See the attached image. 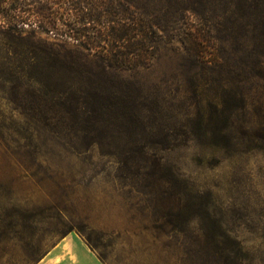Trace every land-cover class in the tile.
<instances>
[{"label": "rangeland", "instance_id": "obj_1", "mask_svg": "<svg viewBox=\"0 0 264 264\" xmlns=\"http://www.w3.org/2000/svg\"><path fill=\"white\" fill-rule=\"evenodd\" d=\"M213 9L134 72L175 129L137 161L33 124L0 35V264H35L71 232L106 264H264V38L234 5Z\"/></svg>", "mask_w": 264, "mask_h": 264}, {"label": "trees", "instance_id": "obj_2", "mask_svg": "<svg viewBox=\"0 0 264 264\" xmlns=\"http://www.w3.org/2000/svg\"><path fill=\"white\" fill-rule=\"evenodd\" d=\"M214 1L125 0L119 16L108 0H0L15 97L26 86L32 123L59 135L63 146L85 152L98 145L123 159L145 158L175 129L163 102L134 72L151 63L163 36L180 33L182 20L210 11L218 17ZM219 1L234 5L236 21L248 17L253 33L264 38L260 0ZM35 23L59 41L37 38L34 29L22 33Z\"/></svg>", "mask_w": 264, "mask_h": 264}, {"label": "crops", "instance_id": "obj_3", "mask_svg": "<svg viewBox=\"0 0 264 264\" xmlns=\"http://www.w3.org/2000/svg\"><path fill=\"white\" fill-rule=\"evenodd\" d=\"M35 264H106L77 233L71 232Z\"/></svg>", "mask_w": 264, "mask_h": 264}]
</instances>
